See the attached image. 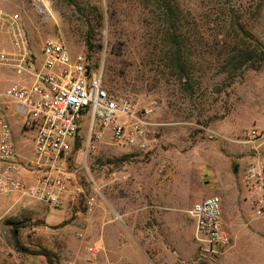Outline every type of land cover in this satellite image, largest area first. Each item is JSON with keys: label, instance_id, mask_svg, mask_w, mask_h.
Returning a JSON list of instances; mask_svg holds the SVG:
<instances>
[{"label": "rangeland", "instance_id": "rangeland-1", "mask_svg": "<svg viewBox=\"0 0 264 264\" xmlns=\"http://www.w3.org/2000/svg\"><path fill=\"white\" fill-rule=\"evenodd\" d=\"M50 1L53 17L46 22L29 0L2 3L19 15L38 63L42 44L61 38L71 59L85 57L88 75L102 73L109 95L153 109L157 145L139 153L114 145L106 134L87 147L86 117L80 148L63 160L73 179L60 205L0 199V264H48L28 253L36 251H46L53 264H264V219L255 218L242 180L252 150L210 136L235 140L251 130L264 133V63L257 56L247 63L228 60L232 48L249 47L252 38L264 47V0H167L187 66L182 82L164 56L160 20L150 25L139 0ZM88 37L94 49L89 56ZM22 82L0 67V94ZM5 103L0 97V112L16 153L27 160L34 133L21 129ZM145 190L159 204L164 200L162 209L144 198ZM214 195L222 201L230 242L211 252L197 240L187 211ZM72 209L73 220L58 227ZM25 221L30 224L20 230L19 242L28 252L17 251L12 238L13 224Z\"/></svg>", "mask_w": 264, "mask_h": 264}, {"label": "built area", "instance_id": "built-area-1", "mask_svg": "<svg viewBox=\"0 0 264 264\" xmlns=\"http://www.w3.org/2000/svg\"><path fill=\"white\" fill-rule=\"evenodd\" d=\"M29 1L41 22L52 19L50 0ZM28 39L19 15L0 0V67L23 78L0 97L13 106L21 129L34 133L31 157L22 160L9 123L0 112V199L58 206L73 179L64 170L63 160L72 151L86 117L87 147L107 134L114 145L144 154L156 148L154 134L160 125L154 121L153 109L139 106L131 98L109 95L103 88L102 73L88 75L85 57L71 59L61 38L42 44L39 63ZM210 136L252 150L243 167V188L255 218L264 219V154L260 151L264 133L251 130L235 140L212 132ZM93 205L90 198L88 211ZM187 214L195 222L197 240L208 250L216 252L229 245L230 237L221 222L220 197L194 204Z\"/></svg>", "mask_w": 264, "mask_h": 264}, {"label": "trees", "instance_id": "trees-1", "mask_svg": "<svg viewBox=\"0 0 264 264\" xmlns=\"http://www.w3.org/2000/svg\"><path fill=\"white\" fill-rule=\"evenodd\" d=\"M70 1V0H68ZM140 5L144 13H146V18H148L150 25L155 26L157 20H160L159 26L161 27L160 37L162 38V42L167 43V51L164 52V56L167 60L171 62V65L176 73L179 74V81L182 82L184 79V73L186 72V63L183 61V52L181 50V45L178 42V38L175 36V33L171 30L172 18H171V8L170 4L167 0H139ZM100 27H103V17H100ZM239 33L249 38L248 33H246L245 29L241 26V24L237 25ZM91 38L88 37L86 41L87 55H91L93 53V46L90 42ZM242 41V40H241ZM251 46L242 47L241 43L239 46L236 45L235 48H232V51L228 53V60H242L244 63H247L249 60H259L264 63V47L254 38H252ZM101 48V46H100ZM257 56V59L255 57ZM254 67V66H252ZM258 67H254L253 69H257ZM186 81L184 82V85ZM80 138L77 137L75 141V145L73 151H76L80 148ZM76 212L72 209V215L65 222H62L58 225V227H64L68 225L74 218ZM43 222L31 224L32 226L41 225ZM30 222H19L17 224H13L12 230V238L14 242V247L17 251L28 252L22 249L19 242V232L23 228L29 227ZM30 255L43 257L48 264H53L49 254L46 251H36V252H28Z\"/></svg>", "mask_w": 264, "mask_h": 264}, {"label": "crops", "instance_id": "crops-1", "mask_svg": "<svg viewBox=\"0 0 264 264\" xmlns=\"http://www.w3.org/2000/svg\"><path fill=\"white\" fill-rule=\"evenodd\" d=\"M152 182H153V179L149 177V179H148V184H149V183L152 184ZM143 196H144V198H146V200L149 199V200H151V201H155V202L157 201V200H156V195L153 194L151 191L148 192V191L145 190ZM163 197H164V196H163ZM63 199H64V198H63ZM63 199H62V200H63ZM163 201H164V200H161V203H160V204H159L158 202H156V205H157L158 208L162 209V207L164 206V205H163ZM158 204H159V205H158ZM162 215L165 217L164 213H161V212L158 213L157 216H156V217H157V220L160 221V222H161V220H163V216H162ZM166 219L168 220V218H166ZM163 221H164V220H163Z\"/></svg>", "mask_w": 264, "mask_h": 264}, {"label": "water", "instance_id": "water-1", "mask_svg": "<svg viewBox=\"0 0 264 264\" xmlns=\"http://www.w3.org/2000/svg\"><path fill=\"white\" fill-rule=\"evenodd\" d=\"M234 172L236 173L237 172V169H234Z\"/></svg>", "mask_w": 264, "mask_h": 264}]
</instances>
